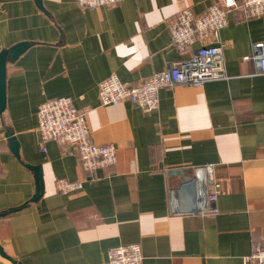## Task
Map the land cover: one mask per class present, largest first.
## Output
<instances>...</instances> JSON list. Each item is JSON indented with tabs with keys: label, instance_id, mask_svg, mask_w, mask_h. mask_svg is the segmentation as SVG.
I'll return each instance as SVG.
<instances>
[{
	"label": "crops",
	"instance_id": "obj_1",
	"mask_svg": "<svg viewBox=\"0 0 264 264\" xmlns=\"http://www.w3.org/2000/svg\"><path fill=\"white\" fill-rule=\"evenodd\" d=\"M215 1L0 0V264H108L110 248L128 243L140 244L142 264H255L247 257L264 243V73L244 56L264 40V14L228 9L217 32L225 78L162 87L149 111L98 95L112 74L135 85L181 59L170 21ZM61 96L84 112L95 142L116 146L115 164L91 174L66 144L42 151L38 106ZM59 178L82 187L63 193Z\"/></svg>",
	"mask_w": 264,
	"mask_h": 264
},
{
	"label": "built area",
	"instance_id": "obj_2",
	"mask_svg": "<svg viewBox=\"0 0 264 264\" xmlns=\"http://www.w3.org/2000/svg\"><path fill=\"white\" fill-rule=\"evenodd\" d=\"M120 1L77 0L81 7H98ZM230 8H239L248 18L258 17L264 14V0H216L201 14H195L190 7L182 8L169 24L172 43L181 52V59L135 85H128L116 74L108 76L98 85L101 103L109 105L130 100L142 110L149 111L159 106L162 87L178 84L201 86L209 80L227 77L223 47L218 42L217 32L227 24ZM195 43L199 46L193 47ZM244 58L254 59L258 72L264 73V40L255 42L252 54ZM37 118L42 151H47V143L51 140L66 144L69 146L67 153L78 156L83 169L91 174L99 167L117 162L116 146L93 140L84 112L74 105L72 98L61 96L45 100L38 106ZM57 187L68 193L81 188L82 182L59 178ZM215 200L216 191L210 195L212 211L216 210ZM143 258L138 243L116 245L108 252V264H142ZM247 260L264 264V243L256 244Z\"/></svg>",
	"mask_w": 264,
	"mask_h": 264
},
{
	"label": "water",
	"instance_id": "obj_3",
	"mask_svg": "<svg viewBox=\"0 0 264 264\" xmlns=\"http://www.w3.org/2000/svg\"><path fill=\"white\" fill-rule=\"evenodd\" d=\"M6 69H7V59L6 51H2L0 54V114L5 110L6 107ZM0 251L3 252L0 246ZM4 253V252H3Z\"/></svg>",
	"mask_w": 264,
	"mask_h": 264
}]
</instances>
